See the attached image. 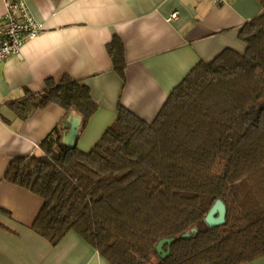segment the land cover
Listing matches in <instances>:
<instances>
[{
    "label": "trees",
    "instance_id": "1",
    "mask_svg": "<svg viewBox=\"0 0 264 264\" xmlns=\"http://www.w3.org/2000/svg\"><path fill=\"white\" fill-rule=\"evenodd\" d=\"M260 2L263 11L240 30L244 47L201 60L153 121L119 102L89 151L66 146L57 125L39 150L11 160L4 178L44 199L33 225L38 233L57 246L74 231L111 264H244L264 256ZM107 51L124 77L117 35ZM25 93L10 103L22 119L54 103L65 116L81 115L84 131L99 108L90 88L69 75ZM218 199L227 206L226 222L209 226L205 218ZM171 237V253L162 257L156 246Z\"/></svg>",
    "mask_w": 264,
    "mask_h": 264
},
{
    "label": "crops",
    "instance_id": "2",
    "mask_svg": "<svg viewBox=\"0 0 264 264\" xmlns=\"http://www.w3.org/2000/svg\"><path fill=\"white\" fill-rule=\"evenodd\" d=\"M26 2L43 30L0 62V264H111L74 231L53 246L33 228L44 199L4 176L13 158L39 150L68 115L53 103L22 119L10 103L23 99L27 89L43 91L48 78L82 81L99 106L76 141L89 151L113 122L119 102L151 122L201 60L212 61L226 48L241 50V28L263 7L260 0ZM115 35L125 48L124 77L107 51ZM244 264H264V256Z\"/></svg>",
    "mask_w": 264,
    "mask_h": 264
},
{
    "label": "built area",
    "instance_id": "3",
    "mask_svg": "<svg viewBox=\"0 0 264 264\" xmlns=\"http://www.w3.org/2000/svg\"><path fill=\"white\" fill-rule=\"evenodd\" d=\"M228 0H213L215 5ZM5 13L0 16V62L21 52L23 46L43 30L34 18L26 0H3ZM177 13L172 14V18Z\"/></svg>",
    "mask_w": 264,
    "mask_h": 264
},
{
    "label": "water",
    "instance_id": "4",
    "mask_svg": "<svg viewBox=\"0 0 264 264\" xmlns=\"http://www.w3.org/2000/svg\"><path fill=\"white\" fill-rule=\"evenodd\" d=\"M82 123L81 115L76 112H71L66 118L65 122L61 125L63 131L62 142L68 146L73 147L76 144L79 136V130ZM227 206L222 199H218L211 207L206 215V222L209 226H218L226 222ZM195 231V229H193ZM190 233L183 234V237H190ZM175 237L162 238L157 246V251L162 257H166L171 253L170 245L175 241ZM167 245V248L165 246Z\"/></svg>",
    "mask_w": 264,
    "mask_h": 264
}]
</instances>
